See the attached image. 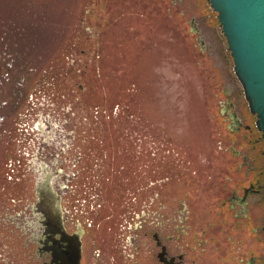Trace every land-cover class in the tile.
I'll return each mask as SVG.
<instances>
[{"label": "rangeland", "instance_id": "obj_1", "mask_svg": "<svg viewBox=\"0 0 264 264\" xmlns=\"http://www.w3.org/2000/svg\"><path fill=\"white\" fill-rule=\"evenodd\" d=\"M233 84L242 86L207 0H0L1 197L9 200L10 177L26 174L23 165L10 176L5 164L28 149L25 123L39 109L52 126L34 131L38 157L67 148L68 135L87 136L97 119L96 133L124 136V166L132 159L137 169L154 151L161 179H203L221 150L217 93ZM112 186L113 207L124 197L125 211L136 188ZM8 236L0 234V264L21 263Z\"/></svg>", "mask_w": 264, "mask_h": 264}, {"label": "flooded vegetation", "instance_id": "obj_2", "mask_svg": "<svg viewBox=\"0 0 264 264\" xmlns=\"http://www.w3.org/2000/svg\"><path fill=\"white\" fill-rule=\"evenodd\" d=\"M189 31L202 44L193 21ZM217 94L223 128L217 166L189 183L161 179L159 152L142 153L146 162L137 169L132 159L124 166V136L96 133L97 119L87 136L68 135L67 148L38 157L34 131L52 120L36 111L25 123L28 149L5 164L10 176L23 165L26 174L9 178V200L0 189V234H9L14 255L21 251L16 264H264L263 132L242 86ZM124 169L138 176L135 183L133 177L124 183ZM124 185L137 191L125 211L124 197L114 208L107 195Z\"/></svg>", "mask_w": 264, "mask_h": 264}, {"label": "water", "instance_id": "obj_3", "mask_svg": "<svg viewBox=\"0 0 264 264\" xmlns=\"http://www.w3.org/2000/svg\"><path fill=\"white\" fill-rule=\"evenodd\" d=\"M264 136V0H208Z\"/></svg>", "mask_w": 264, "mask_h": 264}]
</instances>
